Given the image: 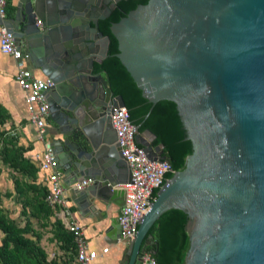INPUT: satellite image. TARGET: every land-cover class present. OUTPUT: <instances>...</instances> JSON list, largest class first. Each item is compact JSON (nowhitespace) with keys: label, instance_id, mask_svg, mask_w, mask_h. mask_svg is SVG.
Masks as SVG:
<instances>
[{"label":"water","instance_id":"95a60500","mask_svg":"<svg viewBox=\"0 0 264 264\" xmlns=\"http://www.w3.org/2000/svg\"><path fill=\"white\" fill-rule=\"evenodd\" d=\"M0 23L52 82L43 141L70 183L91 177L75 202L123 201L111 105L147 157L166 149L119 264H140L167 210L181 264H264V0H17Z\"/></svg>","mask_w":264,"mask_h":264},{"label":"built area","instance_id":"2783aa9c","mask_svg":"<svg viewBox=\"0 0 264 264\" xmlns=\"http://www.w3.org/2000/svg\"><path fill=\"white\" fill-rule=\"evenodd\" d=\"M9 0H0V19L6 18V6ZM0 51L11 56L15 61L14 80L23 91V101L27 113V121L35 128L36 139L42 144L41 152L34 153L38 171H42L41 182L46 190L43 196L49 206L59 210L60 220L73 235L74 263L92 264L98 251L88 245L81 225L70 214L64 195V184L60 181L61 172L57 168V158L43 141L46 126L49 123L48 104L44 99L43 90L52 85L49 78L41 73L35 74L29 67V54L15 41L10 30L0 23ZM124 105L113 104L110 106L109 115L114 128L116 141L119 145L121 156L129 163L131 179L117 183L124 188L123 201L116 211L118 232L116 240L127 241L133 237L135 221L148 208L146 194L151 192V187L161 173L170 163L165 158L152 159L147 157L143 147L135 142V130L130 129L131 123L126 120ZM91 181V177H82L71 185L82 188ZM79 185V186H77ZM107 244L100 248V252L107 249ZM140 264H157L154 255L145 249L139 258Z\"/></svg>","mask_w":264,"mask_h":264},{"label":"trees","instance_id":"16d2710c","mask_svg":"<svg viewBox=\"0 0 264 264\" xmlns=\"http://www.w3.org/2000/svg\"><path fill=\"white\" fill-rule=\"evenodd\" d=\"M106 16L102 19L105 20ZM105 70L97 71L94 73H101L108 85ZM93 72V70H92ZM119 94V93H116ZM3 107L0 106V122L5 117ZM143 128L139 133L144 131ZM152 145H158L159 133L158 130L153 133ZM28 147L17 144L15 141L9 139L4 143L0 149L1 158L4 161H9L18 166L22 172L30 176V181H23L22 187L25 190L30 189L31 195L23 196L21 210L25 211L28 206V213L43 222L48 220L49 216L53 214V207L46 204L43 199L46 187L41 181L36 182L38 173L37 163L24 156ZM162 154L170 163V158L167 155L166 149L162 146ZM18 189L20 187L18 186ZM51 223V237H55L60 241L61 247L69 250L74 259L73 235L61 222L60 218L55 217L50 221ZM0 264H58L55 258H46V252L43 247L38 243L37 238L39 232L32 227L27 219L23 224L16 222L13 218L9 217L4 209L0 206ZM148 233L151 234V246L154 250V258L157 264H181L177 256L179 246L182 239V227L180 225L177 212L167 210L158 217L149 226ZM64 264V263H61Z\"/></svg>","mask_w":264,"mask_h":264},{"label":"crops","instance_id":"0c3cea01","mask_svg":"<svg viewBox=\"0 0 264 264\" xmlns=\"http://www.w3.org/2000/svg\"><path fill=\"white\" fill-rule=\"evenodd\" d=\"M17 0H9L6 6V17L13 15ZM29 67L35 74L40 72L33 69V65L29 61ZM15 61L8 54L0 51V106L7 108L11 117L16 123L24 119V124L21 126L26 139L23 143H27L29 148L23 152L24 156L33 159L34 153L41 152L42 144L36 139L35 128L27 121V113L23 101V91L19 88L14 80ZM49 131V125L45 128ZM26 146V147H28ZM42 171H38L36 182L41 181ZM60 181L64 184V195L70 214L68 218H74L81 225L82 231L88 245L98 251L95 258L92 259V264H119V257L122 253L125 241L116 240L118 232V224L115 218L116 211L120 204L115 200H107L101 202L91 199L85 204H78L74 201L73 186L70 183L69 177L64 174L59 176ZM118 196V197H117ZM118 193L112 198H119ZM121 201V200H120ZM56 217H60L59 210L54 211ZM107 244V249L100 252V248Z\"/></svg>","mask_w":264,"mask_h":264},{"label":"rangeland","instance_id":"374dc122","mask_svg":"<svg viewBox=\"0 0 264 264\" xmlns=\"http://www.w3.org/2000/svg\"><path fill=\"white\" fill-rule=\"evenodd\" d=\"M3 107V106H2ZM5 117L0 122V149L7 140L11 139L17 144H21L24 147L28 146L27 143H23V139H26L21 126L24 124V119L16 123L11 117L7 108H4ZM30 181V176L26 175L22 170L14 163L4 161L1 158L0 153V206L4 209L6 214L13 218L16 222L23 224L25 219L28 223L39 232L37 238L38 243L43 247L46 252V258H55L58 264H75L73 260V254L69 250L61 247V243L55 237H51V223L52 219L56 216L54 211H57V207L53 208V214L49 216L46 222L41 219L30 215L28 213V206L25 211L21 210L23 196H30L31 190H25L22 187L23 181ZM18 186L20 189H18ZM2 231L0 229V235Z\"/></svg>","mask_w":264,"mask_h":264},{"label":"flooded vegetation","instance_id":"af4514ba","mask_svg":"<svg viewBox=\"0 0 264 264\" xmlns=\"http://www.w3.org/2000/svg\"><path fill=\"white\" fill-rule=\"evenodd\" d=\"M116 2V1H115ZM115 2H113V3H115ZM111 10V9H110Z\"/></svg>","mask_w":264,"mask_h":264},{"label":"clouds","instance_id":"9594fccd","mask_svg":"<svg viewBox=\"0 0 264 264\" xmlns=\"http://www.w3.org/2000/svg\"><path fill=\"white\" fill-rule=\"evenodd\" d=\"M77 186H79V185H77Z\"/></svg>","mask_w":264,"mask_h":264}]
</instances>
